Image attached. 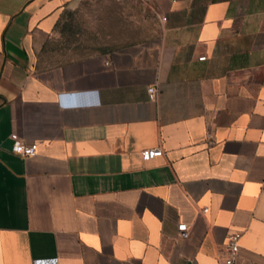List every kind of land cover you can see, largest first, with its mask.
<instances>
[{"label": "crops", "instance_id": "obj_1", "mask_svg": "<svg viewBox=\"0 0 264 264\" xmlns=\"http://www.w3.org/2000/svg\"><path fill=\"white\" fill-rule=\"evenodd\" d=\"M69 12L109 47L56 52ZM233 232L264 264V0H0V264H219Z\"/></svg>", "mask_w": 264, "mask_h": 264}, {"label": "rangeland", "instance_id": "obj_2", "mask_svg": "<svg viewBox=\"0 0 264 264\" xmlns=\"http://www.w3.org/2000/svg\"><path fill=\"white\" fill-rule=\"evenodd\" d=\"M149 23L148 30L136 32V34H143L142 36L114 38L112 39L111 47L113 49L127 48L147 42L155 33L154 31H156V25L153 22ZM89 30H92V28L87 18L82 15L80 16L78 12H69L58 24V31L60 33L57 34L54 40V50L59 54H71L78 49H95L100 45H104V43H107V47H109L108 39L98 38L94 32H89Z\"/></svg>", "mask_w": 264, "mask_h": 264}, {"label": "built area", "instance_id": "obj_3", "mask_svg": "<svg viewBox=\"0 0 264 264\" xmlns=\"http://www.w3.org/2000/svg\"><path fill=\"white\" fill-rule=\"evenodd\" d=\"M94 1V0H88ZM162 20H165V17H161ZM203 58V57H200ZM148 98L150 100H154L157 95V87L154 85H149L146 89ZM10 139L12 140L11 145V152L21 156V157H29L33 156L37 150L36 143H26L17 133H11ZM163 153L162 149L159 146L156 147H149L142 149L140 152L141 158L144 161L151 160L155 157L161 156ZM206 210V209H204ZM177 229L179 235L185 238L188 234V228L186 223H179L177 225ZM240 237L239 232L231 233L225 244H224V253L221 256L219 264H238V239ZM32 264H57L56 258H49V259H34Z\"/></svg>", "mask_w": 264, "mask_h": 264}]
</instances>
